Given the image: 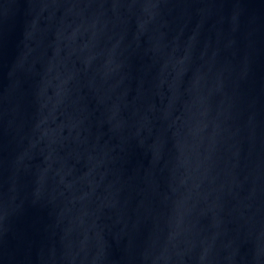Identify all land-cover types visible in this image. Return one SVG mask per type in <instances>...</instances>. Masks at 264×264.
<instances>
[{"label":"water","instance_id":"95a60500","mask_svg":"<svg viewBox=\"0 0 264 264\" xmlns=\"http://www.w3.org/2000/svg\"><path fill=\"white\" fill-rule=\"evenodd\" d=\"M0 264H264V0H0Z\"/></svg>","mask_w":264,"mask_h":264}]
</instances>
